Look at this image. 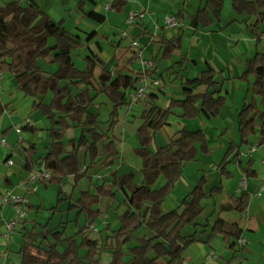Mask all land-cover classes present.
I'll use <instances>...</instances> for the list:
<instances>
[{"label":"trees","instance_id":"16d2710c","mask_svg":"<svg viewBox=\"0 0 264 264\" xmlns=\"http://www.w3.org/2000/svg\"><path fill=\"white\" fill-rule=\"evenodd\" d=\"M204 1V6L188 20L191 28L210 32L221 22L225 1ZM88 4L97 3L95 0H77V11L95 23H105L107 18L104 14L94 9L85 11ZM232 5L236 16L245 18L244 22L255 19L254 27L257 22H264V0H232ZM179 17L185 19L184 13L181 12ZM67 21H54L38 0H12L7 3L0 0V69L15 78L18 91L34 100L33 112L42 114L50 124V144L46 155L36 159L38 149L31 145L27 149V169L33 171L38 165L42 170L51 171L49 184L60 185L64 179L74 176L76 187L90 170L111 169L118 165L121 153L113 130L120 122V112L130 106L129 95L142 79H153L154 76L162 79L163 75L158 74L157 69L134 73L117 64L114 65L117 68L115 74L106 63L101 73L96 75L99 62L94 59V56L97 57L94 51L86 56V67L79 68L74 53L83 46L82 36L67 29ZM183 32V29H179L173 38H162V59L173 60L175 55H181ZM41 59L57 64V70L54 73L41 70ZM186 59L182 55L174 63L170 70H175L177 66L178 71L170 76L186 70ZM216 74L215 70L208 68L193 79L183 78V97L170 100L166 108L152 103L154 94L151 95L141 116L142 124L137 132L139 147L135 149L142 160L144 183L136 184L135 174L118 177L116 171L112 173V184L106 180L92 183L90 189L81 191L78 200L69 205V211L86 216L87 224L75 235H69V220L56 229H49L48 222L35 221L22 235L20 264H101L104 249L111 252L109 264H157L159 261L185 264V252L203 242L200 236H206L208 228H211V232L205 244L221 237L223 243L234 252L233 259L237 258L241 251L238 249L239 241L243 237L238 224L217 218L212 225L197 229V221L205 211L204 201L221 194L222 186L207 191L206 177L202 176L178 209L168 213L163 211L186 166L212 154L206 133L203 130L189 131L184 127L164 145L155 148L158 135L170 125L172 116L181 120L204 121L218 118L223 113L227 94L216 79ZM240 79L248 83L250 97L239 112L240 144L229 143L225 160L233 154L235 159L240 158L241 149L249 147L256 136L260 137L259 143L264 144V52H257L247 60L246 70ZM202 88L205 90L201 91ZM49 96L50 100L47 101ZM101 96H105L112 105L107 122L101 119L102 104H97ZM4 111L5 107L0 102V116ZM73 127L80 128L82 134L77 141H70L69 146L65 142V133ZM24 130L39 131L28 125ZM82 149L85 152V169L80 155ZM253 166L254 161L250 159L244 167L249 178L256 176ZM232 176L228 163H224L221 177L228 180ZM161 177L164 184L154 189ZM121 190L126 194L130 206L118 217L119 229L106 238H92L88 234V226L103 216L98 208L101 199L116 201ZM61 194L62 191H59V196ZM231 200L234 210L244 213L251 196L243 192L238 197L232 196ZM64 201L59 197L56 207L50 210V221ZM188 226L195 228L191 235L183 233ZM143 228L149 230L153 237L130 246ZM127 257H130L129 262H126Z\"/></svg>","mask_w":264,"mask_h":264},{"label":"crops","instance_id":"0c3cea01","mask_svg":"<svg viewBox=\"0 0 264 264\" xmlns=\"http://www.w3.org/2000/svg\"><path fill=\"white\" fill-rule=\"evenodd\" d=\"M38 1L40 2L42 9L47 11L49 14L48 9L51 5V1L53 0ZM95 1L97 5L88 4L84 8L86 12L89 11L88 8L91 9L93 7L94 9L95 7V9H97L100 2L97 0ZM110 1L115 7L112 11L105 9V4ZM224 1L225 8L220 24L213 31L204 32L191 28L190 21L188 20L190 16L195 15L198 10L204 6V0H103V8L107 12L104 14L107 18L105 23H108V26L103 23L100 27L94 28L93 31L90 30V32L93 34L97 32L98 35H95L93 38L94 40H92L93 43H99L102 49L106 50L107 46V49L109 50L110 48H108V44L111 45L114 43L112 46L117 51V55L120 54L118 57H123L124 53H127L126 66L122 67L131 69L134 73L144 72L139 60L141 57L155 62L156 66L152 70L157 69V73L162 74L163 77L162 79H159L157 76H154L153 79L160 80L161 85L155 89V93L151 101L163 108L167 107L170 100L181 99L183 97V90L181 86L183 78L188 77L193 79L208 68L217 72L216 79L221 83V85H223V90L227 94V103L223 113L218 118L204 121L199 119L181 120L177 116H172L169 127L179 129L174 133V135L184 127L189 131L203 130L206 133L207 139L212 148V154L204 158H199L198 161V164L204 167V170L202 171L205 174L204 176L207 181L206 190L210 191L221 186L223 187L221 194H216L212 198L208 199V201L213 200V206L211 208L213 211L207 217L204 216V213L207 210V206L204 204L205 211L202 214L204 218L202 222V216L198 219L197 229H202V227L207 224L212 225L213 222H211L209 218H212L213 221V217H215V213L219 207L218 198L220 199L223 197L227 184L230 187L228 198L232 205L231 209H234L231 197H238L236 191L240 185L242 175L246 174L244 172V167L246 166L248 160L252 159L254 161L253 168L256 171V176L252 178L248 177L247 189L244 191L248 192L251 196L250 204L247 210L244 213H241L242 217L239 219V223L236 222V224H238L240 229L243 231V238L247 240V244L245 246H241L242 248H240L241 257L243 258L240 257L239 262L240 264H244L245 257L249 260L248 264H264V260H257V262L252 263V259L258 255L260 258L264 259V251L261 247H264V197L258 196L261 188L264 187V164L262 163L264 160V144L261 145L259 143L260 137L256 136L253 138L249 147H243L241 149L240 158L235 159V154H233L226 160L224 159L228 145L231 141L236 144H240L239 112L250 97L248 83L242 81L240 78L246 70L247 60L255 56L257 52H264L261 50L264 47V22H257L256 27L253 26L256 23L255 19L244 22L245 18L237 17L234 13L232 0L230 3H228L227 0ZM133 10L140 12L142 16L135 21L133 26L129 27L126 24V19L129 13ZM181 12L184 13L185 19L179 17ZM169 16H177L179 19L184 21L186 26L183 32L184 47L181 55H175L173 60H164L162 59L160 41L162 38L171 39L179 33V29L166 27L165 19ZM62 19H68L65 25L67 29L79 31L77 34L84 36V32L80 30V27L82 26L81 22L78 23V20L74 18ZM85 19V21L89 22L87 30L91 29V27L94 26L93 23L95 22L87 19L86 17ZM105 26L107 27L105 28ZM100 31H103L104 33L101 34ZM123 32H127L128 36L122 37ZM102 36L105 40L104 43L102 40L99 41V38ZM128 38H132V42L126 46L124 40ZM133 41H138L140 46L138 48L133 47ZM83 44L85 45V43ZM88 44H90V42ZM85 47H88V49L91 48L90 45H85ZM182 55L187 57L184 65L186 70L181 71L179 75L176 74L170 76V74L178 71L177 66L175 67V70L170 69L173 67L175 62L180 60ZM114 61L106 63L109 64V69H111L115 64L119 65L117 61ZM83 62L84 63L82 65L79 63L81 65L79 68L81 69L86 67V59ZM102 64L104 65V62ZM124 72L128 73L127 70ZM7 76L10 75L6 74V77ZM6 77L0 87V102L5 107V111L2 115L4 116L6 113L8 114L9 109H11L13 113L8 115L9 118H11V124H3L0 127V133H2V139L6 140L10 136V138L13 139H18L19 137V141L25 142L26 147L18 145L19 143H11L12 145H10V147H5L1 144L0 164L3 165V168L5 169H0V191L3 193L12 192L18 196H26L29 199V205L27 208L26 218L24 221L20 222L15 231L9 235H7L6 225L9 221L14 219L15 208L13 205L0 207V264H20L21 256L19 251L22 246V235L24 231L30 228L35 221L44 223L48 222L49 229H56L62 223L69 220L67 232L71 225H74L76 228L72 234L68 232L69 235H75L81 227H84L87 224L86 216H78L76 211H69V205L70 203H75L78 200L81 191L90 189L92 183L106 180L109 184H112L114 181L112 173L114 171L117 172L118 177L135 174V183L138 185H142L144 183L142 160H138L140 158L135 153V149L139 147L137 132L142 124L141 116L148 104L142 103L138 106L130 105L129 107H125L121 110L120 122L113 130L116 145L121 153V158L115 168L104 170L97 168L90 170L88 176L84 177L76 187L74 176H69L64 179L60 185L49 184L50 181L31 182L30 176L32 173L42 171V168L37 165L33 171H28L27 149L31 145H35L37 147L38 153L35 156L36 159L46 155L48 145L50 144V137L48 133L50 124L42 114L33 112L32 105L34 100L32 99V104H29L28 106V109L31 107L28 119L23 120L24 123L21 126L18 122H15L17 107H13V102L16 101L18 108H20L26 105V101L22 100L18 96V93L21 92L17 89L16 81L15 83L13 82V85H10L8 80L6 81ZM151 80V78L146 77L141 80L139 86L146 81L151 83ZM10 87V91L13 89V92L8 91L10 96L8 98L6 97V89H9ZM200 90L204 91L205 88ZM5 99H7V101H5ZM257 102H260V100L257 99ZM97 104H102V108L100 109L101 119L103 122H107L109 114L112 111V105L105 96H101L98 99ZM2 115L0 117H3ZM26 125L34 127L39 131L31 132L23 130V132L25 131L27 133V137L23 139L22 135L20 136L16 131L14 132L12 130L14 127L16 128L15 130H17L18 128H23ZM81 134L82 131L80 128H70L65 133V142L71 146V144H69L70 141H77L81 137ZM252 146H256L257 150L253 154V157H249L248 151ZM80 155L84 169L86 168V159L83 149L80 151ZM216 158L218 163L214 164ZM9 159L13 161V165L7 164ZM224 163H228V170L233 175L231 179H228V183H225V180L227 179L221 177V167ZM187 168L188 165L185 168L182 179L178 182L163 206V211L165 213L178 209L188 194L199 183L200 177H202L200 176V173H196V169H192L193 171L191 170L192 172L187 174ZM237 173H239V176L237 175L238 177H236ZM136 179H138V182H136ZM83 182L85 184L82 186ZM156 184L153 186L154 189H159L162 187L161 185H163L161 183L158 188H155ZM59 191H62L60 196ZM59 197L65 201L60 204L59 212L50 221V210L56 207ZM103 199H101L98 207L103 212V216L95 223V225L101 229L100 234L97 233L100 235V239L110 236L113 231L119 229L120 224L118 217L130 206V202L126 197V194L121 190L118 193L116 201L111 199V207L116 211V214H114L115 216H113L103 209ZM167 204L171 205V210L166 209ZM3 208L5 210H3ZM6 208H9V210H6ZM112 218L116 219V225H114V220L112 221ZM141 231L145 235L144 237L139 236ZM141 231L137 233L136 239L133 240L130 246H136L139 244L140 240L153 237V234L146 228H143ZM186 231V235H191L194 233L195 228L188 226L183 230V233ZM210 232L211 228H208V233L204 236V240L201 239L203 242L191 246L185 252V264H198V262L194 260V256H187V254L191 248L199 244L206 245L207 251H213L215 253L212 258L209 257V254L206 256V258L212 260L210 264L234 263L233 260L235 259L228 261L223 258V254L226 255L231 251L229 248L225 247V244L222 245V243H218L224 247H217L216 239L210 244H205ZM90 233L91 237L92 234H95L92 232ZM101 260L103 264H109L112 260L111 252L109 250L104 252ZM129 261L130 257H127L126 262ZM157 264H165V262L159 261Z\"/></svg>","mask_w":264,"mask_h":264},{"label":"rangeland","instance_id":"374dc122","mask_svg":"<svg viewBox=\"0 0 264 264\" xmlns=\"http://www.w3.org/2000/svg\"><path fill=\"white\" fill-rule=\"evenodd\" d=\"M10 1H12V0H2L3 3H7V2H10ZM97 1H99L100 3L98 5L97 9H95V7H94V9L97 12H100L102 14L107 13L104 10V8H103L104 7V5H103L104 3H102L103 0H97ZM227 2L230 3L231 0H227ZM76 5H77V0H53V1H51V5H50L48 10H49V15L56 22L62 20V18H74V19L78 20V23H80V22L82 23V26L80 27V30H82V32H84V36L82 35L83 43H85V45H90L91 48L88 49V47L86 48L85 45L83 44L84 45L83 47H81L80 49L75 51L74 58H75L77 66L81 67V65L84 63L83 61L86 59V56L87 55H91V51H94V53L97 55V57L94 56V59H96V61L99 62V67H97V70H96V74L97 75H99L101 73V71H102V66H103L102 61L104 63H111V62H113L115 60V61L118 62L120 67L126 66V62H127V60H126V56L127 55L126 54L127 53H124L123 57H118V55L120 56V54L117 55V51L112 46V45H114V43L111 44V45L108 44V48H110L109 50L107 49V46H106V50H104V49H102L100 47L99 43H97V44L93 43L94 36L98 35V34H97V32H95V34H93V33L90 32V30L93 31L94 28L100 27L101 24L93 23L94 26L91 27V29L87 30V26H89V22L85 21L86 19H85L84 15L81 12L77 11ZM91 9H93V7ZM91 9L88 8L89 11ZM108 18H110V17H108ZM105 25L108 26V23H105ZM107 26H105V28ZM71 31L73 33H78L79 32V31H75L74 29H71ZM80 33H81V31H80ZM100 33L103 34L104 32L100 31ZM101 40H102L103 43L105 42L103 36L99 38V41H101ZM89 42H90V44H88ZM124 42L126 43V46H128V44H130V42H132V38H128V39L124 40ZM261 50L264 51V47ZM124 59H125V61H124ZM39 68L41 70L45 71L46 73H54L57 70L58 67H57V64H51V63H49L48 60L41 59V60H39ZM110 70H111V72L114 71L115 74L117 73V68H115L114 66ZM7 80L10 83V85L11 84L13 85L15 83V79L12 76H7L6 77V81ZM94 84L96 85V82H94ZM15 87H16V85H15ZM10 90H11V87L9 89H6V91H7L6 92L7 93L6 97H8V98L10 97L9 96V92H8ZM10 92H13V89ZM18 96L22 100L26 101V105L24 107H20V108H18V106L16 104V101L13 102V107H17L16 108V113H15V115H16L15 116L16 117L15 122L16 123L18 122V124L21 126L24 123L23 120L28 119V114L30 113V110H31V107H29V109H28V106H29V104H32V100L30 98H24L21 93H18ZM50 97L51 96L48 97L47 101L50 100ZM5 101H7V99H5ZM143 104H147V103L144 102ZM12 113H13L12 110L9 109L8 110V114L6 113V114H4V116L2 115L3 117H0V127L3 124H7V125L11 124V118H9L8 115L12 114ZM15 129L16 128L14 127L12 130L15 132L16 131ZM177 130H179V129H176L175 127L167 126L165 128L163 134L162 135H158L157 143L155 144V147L164 145L169 140V138L174 135V133ZM26 135H27V133L24 131L23 134H22V138L25 139V137H27ZM10 137H8L7 140H6L8 142L9 146L12 145L13 143H15V144L19 143L18 145L26 147V143L22 142V141L20 142L19 141V137H18V139H16V138L13 139V138H10ZM1 139H2V133H0V146H1ZM17 141H19V142H17ZM22 153H23V150H22ZM138 160L141 161V159H138ZM217 163L218 162H217V158H216V160L214 161V164H217ZM0 169H5V168H3V165L0 164ZM192 169H196V173H200L201 174L200 176H204L205 175L203 173V171H202V170H204V167H202V165L198 164V162L189 164L186 173L187 174L191 173L193 171ZM237 175L239 176V173L236 174V177H238ZM136 182H138V179H136ZM228 182H229V180H225V183H228ZM161 183L164 184V179L162 177L160 178L159 182L156 184L155 188H158ZM84 184L85 183L83 182L82 186ZM228 192H230V187L227 184L226 191L223 193V197L220 198V199L218 198L219 207L217 208V211L215 213V217H213L214 218L213 221H212V218H209L211 222H214L215 219L220 218V219L226 220L228 222H232V223H236L237 222V223H239V219L242 217L241 213H238L234 209H231L232 205H231V202H230V200L228 198ZM111 203H112L111 199H107V198L103 199V202H102L103 209H105L106 212H109V214L115 216L114 214H116V211L114 210V208L112 209ZM204 204L207 206V210L204 213V216L207 217L213 211V209H211L212 206H213V200H209L208 201V199H206ZM9 206H11V205H9ZM166 209L171 210V205L167 204ZM3 210H5V209L3 208ZM6 210H9V208H6ZM204 216H202L201 222L203 221ZM113 220H114V225H116L117 224V223H115L116 219L112 218V221ZM75 229L76 228L74 227V225H71L69 230H68V232L72 234L75 231ZM187 231H189V230H187ZM187 231L184 232L185 235H186ZM100 232H101V230H100ZM88 234L91 236L90 232H88ZM99 234H92V237L95 238V239H98V238L100 239V235ZM139 236L140 237H144L145 235L141 231ZM200 238L202 240H204L203 239L204 236L201 235ZM216 240H217V242H216L217 243L216 244L217 247H219V246H220V248L224 247V246H221V244L220 245L218 244V243H222V245H224L221 237H217ZM225 247H227V246H225ZM261 247H262V250L264 251V247L263 246H261ZM238 248L240 249L241 245H239ZM106 251H108V250L104 249L102 251V254H104V252H106ZM210 253L215 255V253L213 251H211V252L207 251L206 245L199 244V245L191 248V250L188 252L187 256H194V260L197 261L198 264L199 263L210 264L212 262V260L209 259V258H206V256L208 254H210ZM233 255H234V252L230 251V253H228L226 255L223 254V258H224V260L226 259L228 261H232L233 260ZM240 257H241V253L239 252L237 254V258H235V260H233V262H234L233 264H240V262H239ZM241 258H243V257H241ZM244 259H245L244 260L245 261L244 264H248L249 260L246 259L245 257H244ZM257 260H264V259L260 258V256L258 255L257 257L252 259V263L257 262ZM101 264H103V262H101Z\"/></svg>","mask_w":264,"mask_h":264},{"label":"built area","instance_id":"2783aa9c","mask_svg":"<svg viewBox=\"0 0 264 264\" xmlns=\"http://www.w3.org/2000/svg\"><path fill=\"white\" fill-rule=\"evenodd\" d=\"M105 9L108 11H112L115 9L113 3L107 2L105 4ZM142 15L138 11H131L126 19V24L131 27L135 23V21L140 18ZM166 27L168 28H175V29H185L186 26L184 24V21L179 19L177 16H169L165 19ZM128 33L123 32L122 37H127ZM133 47L138 48L140 46L138 41H133L132 43ZM140 63L142 65V68L144 71L146 70H152L155 68V62L153 60H147L144 58H140ZM6 74L0 69V87L2 86L4 80H5ZM161 83L158 79H152L151 83L145 82L142 85L138 86L135 90H133L129 95V102L131 106H138L144 102H146L151 95L155 93V89L160 87ZM23 128H18L16 132L21 136L23 134ZM1 144L5 147H10L6 141V139L1 140ZM257 150L256 146H252L250 150L248 151L249 157H253V154ZM264 164V160L262 161ZM8 165H13V161L9 159L7 161ZM85 169V168H84ZM52 179V173L49 170H42L33 172L30 176L31 182H37V181H51ZM248 185V176L246 174L242 175V178L240 180V185L236 191V194L240 196L246 189ZM259 197L264 196V187L261 188V191L258 193ZM9 205H13L15 208V218L12 221H9L6 225L7 235L13 233L20 222H22L26 216H27V208L29 205V199L26 196H18L13 194L12 192H1L0 191V207H6ZM100 228L95 225L91 224L88 226V231L92 233H100ZM241 246H245L247 244V240L245 238H241L239 241ZM213 254H209V257H213Z\"/></svg>","mask_w":264,"mask_h":264}]
</instances>
